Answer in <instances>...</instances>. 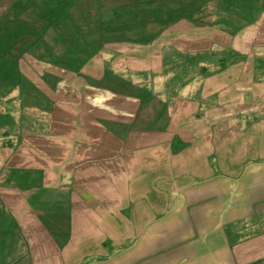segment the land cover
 I'll use <instances>...</instances> for the list:
<instances>
[{"label":"rangeland","instance_id":"rangeland-1","mask_svg":"<svg viewBox=\"0 0 264 264\" xmlns=\"http://www.w3.org/2000/svg\"><path fill=\"white\" fill-rule=\"evenodd\" d=\"M36 1L0 0V22L25 20L37 29L38 33H23L20 45H28L41 38V44L26 51L18 60L25 102L22 109H19L18 103L13 109L15 117L21 119L19 126L22 139L17 134L6 137L3 134L5 130L0 128L1 188L14 182V179L8 181L14 173L13 167L43 168L48 170L51 177L60 167L74 166L69 158L72 154L80 158L78 162L91 160L90 164H82L84 168L93 167L94 171L98 166L104 168L102 171L109 174L104 179L110 182L111 178L118 177L117 171L122 168V161L127 165L133 153L141 158V170L136 178L142 184L152 182L155 178L160 187L175 178L174 173L177 174L179 169H184V165H180L188 157L182 154L178 157V151H171L168 146L162 147L173 135L189 141L193 147L189 149L190 152L199 146L206 155L209 154V166L216 172L217 167H220L213 160L212 154H216L214 150L222 146V143L220 140L216 142L212 153L208 146L213 144L215 136L227 137L228 130L236 128L224 120L232 118L234 121L236 117L237 120H251L258 116L255 114L264 110V13L256 23L246 21L250 0H204L195 23L186 19L177 23L172 21L176 17L174 10L181 12L182 6L189 0H167L168 5L162 9L171 12L163 16L160 14L162 9L158 10L160 1L156 0L154 7L157 6L159 14L155 19L150 24H137L127 33L124 26L118 28L116 36L122 40L120 42L102 41L103 35L97 31L92 32V25L97 24L89 22L84 12L99 7L121 6L133 0H87L86 4V0H81L75 7L71 5L72 10L69 6L72 0H40L38 3L44 7L41 10L36 7ZM63 1L69 6L68 13L61 11L65 8ZM30 5L33 7L29 8ZM57 7L62 8L56 11ZM106 13L104 10L105 16ZM219 18L222 21H216ZM208 20L216 25L209 27L197 22ZM223 20H234L235 25ZM229 28L235 30V36L232 37ZM144 31L163 32L152 46L132 42L134 39L147 38ZM17 48L13 49V55L19 53ZM227 49L237 55L228 59L223 71L213 73L219 69L217 61L225 56ZM82 60L89 61L85 64ZM105 64H111V72L120 75L123 80L151 87L157 93V107L145 109L139 97L121 95L110 90L101 76L102 65ZM203 66L207 67L208 73L204 78L201 74ZM70 69H76L80 74ZM119 86L128 90L126 84ZM199 100L204 107L197 110L196 101ZM171 102H176L175 107H170ZM0 104L5 106L6 103L0 99ZM161 110L165 120L168 112L171 116L167 132L132 133L125 146L127 152L122 149L120 154L124 152L125 156L119 155L118 159L116 156L120 152V143L95 122V119H108L128 125L132 121L138 126L157 129L167 122L156 118ZM56 124L59 127L53 131ZM69 125H73V129ZM240 130L246 128L243 126ZM239 135L238 132L237 141L234 142L236 148L243 144L239 141L246 138V134ZM8 139L12 141L11 146L6 143ZM153 150H157L159 160H155ZM179 151L186 152L187 149L181 148ZM111 157L114 158L111 160ZM192 157L194 159L191 161L196 165V155ZM249 157H253V154ZM149 160L157 166L156 176L151 179H148L152 176L148 172ZM6 166L12 169L8 170ZM203 167L189 177L206 176L208 165ZM16 176V180L19 179L21 183L15 181L18 184L13 187L27 186L24 183L28 176L26 172ZM0 192L13 208L11 205L15 203L16 196ZM51 196L49 194L46 198ZM3 216L0 210L1 220ZM59 222L63 223H60L63 234L67 230L66 224L64 221ZM31 223L27 228L28 236L35 231ZM28 258L34 261V253L29 251Z\"/></svg>","mask_w":264,"mask_h":264},{"label":"crops","instance_id":"crops-1","mask_svg":"<svg viewBox=\"0 0 264 264\" xmlns=\"http://www.w3.org/2000/svg\"><path fill=\"white\" fill-rule=\"evenodd\" d=\"M202 103L197 101V110ZM255 115L224 120L236 128L227 137L215 136L208 146L212 153L214 144L222 143L214 150L219 153L212 154L220 167L216 172L209 154L199 146L190 152L188 145L182 148L186 152L176 153L188 156L180 165L184 169L160 187L155 178L143 184L137 179L141 158L134 153L127 154L128 167L122 161L118 177L110 182L104 168H84L91 160L78 162L73 154L74 166L60 167L51 177L42 168L32 204L12 182L5 184L1 191L16 196L11 206L17 209L14 220L3 211L0 217V264H264V110ZM238 132L246 138L237 149ZM169 141L162 147H169ZM206 164V176L189 177ZM148 165L151 179L157 166L150 160ZM48 190L51 198L44 194ZM59 220L66 224L63 234ZM29 223L35 230L30 236Z\"/></svg>","mask_w":264,"mask_h":264},{"label":"trees","instance_id":"trees-1","mask_svg":"<svg viewBox=\"0 0 264 264\" xmlns=\"http://www.w3.org/2000/svg\"><path fill=\"white\" fill-rule=\"evenodd\" d=\"M40 0L35 2L36 7L44 8L42 4L38 3ZM81 0H72L71 3L69 4L70 10H72V6L75 7V4L79 3ZM84 1V0H83ZM154 1L156 0H133L132 2L128 4H124L121 6H116V7H108V8H103L99 7L97 10L94 11H89V12H84V14L87 17L88 21L93 23H96L97 26L92 25V32H96L104 36V39L102 41H122L119 37H117L116 32L118 28L124 26L125 28V33L130 32V30H133V27L137 24H141L143 22L150 24L156 17L157 14H159L157 11V6L154 7ZM160 1V4L158 7H160L158 10L166 7L167 0H158ZM204 0H189L184 6H182V11L175 9V15L176 17L172 20L174 23H177L178 21H181L183 19H186L187 21L191 23H195L196 19L198 18V15L200 14V7L203 4ZM88 1H85V4ZM96 3H100V1H97ZM170 3V2H169ZM64 7L63 12L68 13L69 12V6H67V3L63 1ZM164 4V5H161ZM33 5V4H32ZM72 5V6H71ZM242 5V4H241ZM244 5V4H243ZM246 6V4L244 5ZM249 10V13H247V20L249 23H256L260 16L264 13V0H250L247 4ZM246 6V7H247ZM33 6H29V8H32ZM105 7V6H104ZM62 7H57L55 8L56 11ZM247 8V9H248ZM27 10V9H26ZM106 11L105 16L103 14V11ZM252 10V11H251ZM225 12L226 10H222ZM62 12V13H63ZM168 12L165 9H162L160 11V14L166 15ZM251 12V13H250ZM219 13V12H217ZM216 14V12L214 13ZM180 15V16H179ZM41 19V17H40ZM216 19V18H215ZM225 19V18H224ZM195 20V21H194ZM226 20V19H225ZM223 20V21H225ZM35 23V20H33ZM209 21V20H208ZM216 21H222V18H219ZM229 23L232 22L234 24V20H227ZM225 21V22H227ZM198 24L201 25H206L209 27H214L213 21L205 22V21H197ZM247 22V23H248ZM39 23V22H37ZM36 24V23H35ZM237 27V26H236ZM143 28V26H142ZM42 29V28H41ZM40 30V29H39ZM38 30V31H39ZM231 30L230 34L235 36L236 32L234 29L229 28ZM241 29H239L240 31ZM26 32H31V33H38L36 27H33V25H29L26 23L25 20H19V21H4L0 22V99H2L6 104L5 106L0 104V128L4 129V135L6 137L11 135L17 134L19 139H22V135L20 134L21 126L20 121L21 119H18L15 117V110L13 109L14 106L18 103L19 109L23 108L25 98H24V87L22 83V75L20 74L19 68H18V60L20 59L21 55H23L26 51L29 49H33L36 47L37 44H41V38L37 39V41H33L31 44L28 45H20L19 41L20 38L23 36V33ZM145 32V31H144ZM140 32V34L144 33ZM163 31L157 33V32H151V33H146L147 38L145 39H134L132 42L136 41L135 43L141 44L143 46H152L153 42L155 39H158ZM42 33V31H41ZM34 37H36L34 35ZM122 37V36H121ZM124 38V37H122ZM15 47H18V54L13 55L12 51ZM94 49V48H93ZM95 50V49H94ZM92 50V51H94ZM235 52H233L230 49H227V52L224 57H221L217 63L220 65L219 69L217 71H213V73H216L218 71H223L227 66L226 62L228 59H231L234 57ZM227 57V59H226ZM89 60H87L88 62ZM83 63H87L86 60H82ZM103 70L101 73L102 80L107 84L110 90L116 92L117 94H125V95H132V96H137L140 98L142 101L143 107H146L145 109L151 107V108H156L157 107V102L159 101L156 98L157 93L149 86L147 85H137L133 84L132 81L130 80H123V78L120 75H116L113 72H111L112 65H107L105 64L102 65ZM72 68V67H71ZM88 68V67H87ZM71 70V69H70ZM71 71H76V69L71 70ZM77 74H80V72H77ZM202 77H206L208 75L207 73V67L203 66L202 71H201ZM81 76V75H79ZM85 79V78H84ZM206 79V78H205ZM120 84H126L128 90L126 91L122 87H120ZM161 99V98H159ZM174 100V98H173ZM197 102V101H196ZM176 102H171L170 107L172 108L173 106L175 107ZM53 108V105H52ZM54 109V108H53ZM167 110V108H166ZM54 111V110H53ZM162 111V110H161ZM156 118L160 119H166L164 112L162 111L161 113L158 112L156 115ZM75 119V118H74ZM167 121L165 125L163 124L157 129H153L151 126H138L135 125L132 121L127 125L123 124V122L119 121H111L108 119H95V122L99 123L106 132L110 133L113 138L116 139L117 142L120 143L119 150L120 153L122 152V149L124 152L125 151V146L128 140V137L132 133H139V132H146V133H153V132H167L168 125L171 121V116L170 113L168 112L167 116ZM57 125V126H56ZM55 127L52 129L53 131L56 130L57 127H59L58 124H56ZM70 128L73 127V125H69ZM73 129V128H72ZM89 130V129H88ZM158 130V131H157ZM53 131H49L52 133ZM71 132V129L69 130ZM75 132V131H73ZM58 133V132H57ZM7 145L11 146L12 141L8 139L6 141ZM75 144V143H74ZM186 142H182V140L179 139L177 135H173L169 141V148L171 151H179V149L188 146ZM59 150V149H58ZM123 152V153H124ZM125 156V155H124ZM6 168L12 169L11 166H6ZM14 173L11 175L8 181H11V179L14 181L13 184L15 186L16 182H19L20 180H16L17 175H20L21 173H27V178L25 179V184L27 186L25 187H14V189H17L19 193L25 194V198H29L30 204L33 203V198L37 196V184H42V178H43V169L42 168H33L29 167L26 169L25 167H13ZM39 181L38 183L36 182ZM12 182V181H11ZM21 183V182H19ZM1 190V187H0ZM45 195L51 194V192L45 191ZM0 209L11 217L14 220V210L17 209L16 206L12 208L10 211L9 208H7V205L4 202V198L0 192Z\"/></svg>","mask_w":264,"mask_h":264}]
</instances>
